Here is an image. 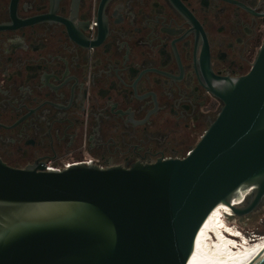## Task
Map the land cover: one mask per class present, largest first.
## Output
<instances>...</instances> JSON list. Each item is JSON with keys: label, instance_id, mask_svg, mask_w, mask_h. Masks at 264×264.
Listing matches in <instances>:
<instances>
[{"label": "flooded vegetation", "instance_id": "1", "mask_svg": "<svg viewBox=\"0 0 264 264\" xmlns=\"http://www.w3.org/2000/svg\"><path fill=\"white\" fill-rule=\"evenodd\" d=\"M263 42L264 0H0V160L185 159Z\"/></svg>", "mask_w": 264, "mask_h": 264}, {"label": "water", "instance_id": "2", "mask_svg": "<svg viewBox=\"0 0 264 264\" xmlns=\"http://www.w3.org/2000/svg\"><path fill=\"white\" fill-rule=\"evenodd\" d=\"M213 83L221 110L185 159L62 171L0 160V264H191L216 207L255 212L264 203V42L247 75ZM249 264H264V252Z\"/></svg>", "mask_w": 264, "mask_h": 264}, {"label": "bare ground", "instance_id": "3", "mask_svg": "<svg viewBox=\"0 0 264 264\" xmlns=\"http://www.w3.org/2000/svg\"><path fill=\"white\" fill-rule=\"evenodd\" d=\"M232 211L216 207L201 228L191 264H249L264 252V237L251 240L230 227L225 216Z\"/></svg>", "mask_w": 264, "mask_h": 264}, {"label": "rangeland", "instance_id": "4", "mask_svg": "<svg viewBox=\"0 0 264 264\" xmlns=\"http://www.w3.org/2000/svg\"><path fill=\"white\" fill-rule=\"evenodd\" d=\"M224 219L230 227L236 228L248 239L257 240L264 231V203L248 216L240 218L226 215Z\"/></svg>", "mask_w": 264, "mask_h": 264}, {"label": "trees", "instance_id": "5", "mask_svg": "<svg viewBox=\"0 0 264 264\" xmlns=\"http://www.w3.org/2000/svg\"><path fill=\"white\" fill-rule=\"evenodd\" d=\"M262 234L264 235V231L262 232ZM263 235H261V236H263ZM260 236V235H259Z\"/></svg>", "mask_w": 264, "mask_h": 264}]
</instances>
